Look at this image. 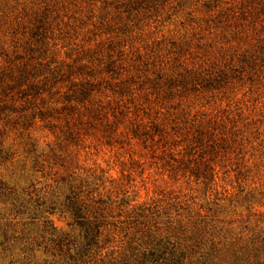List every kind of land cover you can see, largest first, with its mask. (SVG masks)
Listing matches in <instances>:
<instances>
[{"label":"rangeland","instance_id":"obj_1","mask_svg":"<svg viewBox=\"0 0 264 264\" xmlns=\"http://www.w3.org/2000/svg\"><path fill=\"white\" fill-rule=\"evenodd\" d=\"M0 264H264V0H0Z\"/></svg>","mask_w":264,"mask_h":264}]
</instances>
